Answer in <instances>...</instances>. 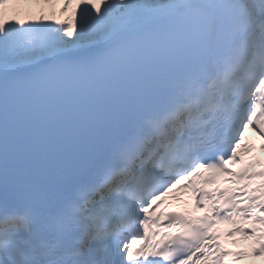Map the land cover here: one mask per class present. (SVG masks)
<instances>
[{
  "label": "snow or ice",
  "instance_id": "6c2138e0",
  "mask_svg": "<svg viewBox=\"0 0 264 264\" xmlns=\"http://www.w3.org/2000/svg\"><path fill=\"white\" fill-rule=\"evenodd\" d=\"M250 127L264 141V0H0V264H224L211 229L237 216L264 253L261 162L228 167ZM224 173L245 182L204 187ZM197 177L211 215L160 210Z\"/></svg>",
  "mask_w": 264,
  "mask_h": 264
},
{
  "label": "rangeland",
  "instance_id": "374dc122",
  "mask_svg": "<svg viewBox=\"0 0 264 264\" xmlns=\"http://www.w3.org/2000/svg\"><path fill=\"white\" fill-rule=\"evenodd\" d=\"M30 7H32L34 9L33 13L37 12L39 10V6L36 5H31ZM27 8H24V10ZM66 15V14H65Z\"/></svg>",
  "mask_w": 264,
  "mask_h": 264
},
{
  "label": "bare ground",
  "instance_id": "6f19581e",
  "mask_svg": "<svg viewBox=\"0 0 264 264\" xmlns=\"http://www.w3.org/2000/svg\"><path fill=\"white\" fill-rule=\"evenodd\" d=\"M244 264H250V263L246 262V263H244Z\"/></svg>",
  "mask_w": 264,
  "mask_h": 264
}]
</instances>
